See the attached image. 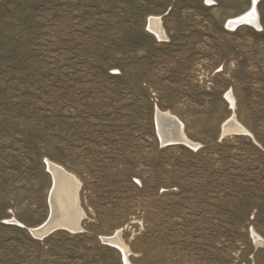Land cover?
<instances>
[{
    "label": "rangeland",
    "instance_id": "obj_1",
    "mask_svg": "<svg viewBox=\"0 0 264 264\" xmlns=\"http://www.w3.org/2000/svg\"><path fill=\"white\" fill-rule=\"evenodd\" d=\"M252 1L0 0V264H125L119 231L130 264H264V0L227 27ZM48 162L85 215L38 238Z\"/></svg>",
    "mask_w": 264,
    "mask_h": 264
},
{
    "label": "bare ground",
    "instance_id": "obj_2",
    "mask_svg": "<svg viewBox=\"0 0 264 264\" xmlns=\"http://www.w3.org/2000/svg\"><path fill=\"white\" fill-rule=\"evenodd\" d=\"M259 2L260 0H253L250 9L246 13L230 19L227 22V27L238 28L245 25L258 29L262 28L258 12ZM249 13H254V16L250 18ZM149 30L159 38H166L165 31L158 18L153 17L150 19ZM227 99L234 108L235 100L231 92L227 94ZM157 121L163 144H167V142H178L189 145V140L184 133V125L178 118L171 115L169 112L158 111ZM232 130L248 133V131L236 120L235 115L224 124L223 134H227V132H231ZM194 146L196 145L194 144L193 147ZM48 168L54 181L49 200L51 215L43 226L30 231L38 238H43L48 232L55 228H63L73 232L79 231L81 229L82 219L85 215L79 204L81 182L75 175L69 173L63 167L55 163L48 162ZM254 238L256 240L259 239L255 233ZM106 240L122 252L125 264H130L128 261L130 250L122 240L120 231L114 236L106 238Z\"/></svg>",
    "mask_w": 264,
    "mask_h": 264
},
{
    "label": "water",
    "instance_id": "obj_3",
    "mask_svg": "<svg viewBox=\"0 0 264 264\" xmlns=\"http://www.w3.org/2000/svg\"><path fill=\"white\" fill-rule=\"evenodd\" d=\"M224 134H226V133H224ZM178 144H182V143H178V142H172V143L171 142H167V144H165V145H178ZM59 229H63V228H55V229H52L50 232H48V234L46 236H48L49 234H51V233H53V232H55V231H57ZM46 236H44V237H46Z\"/></svg>",
    "mask_w": 264,
    "mask_h": 264
},
{
    "label": "snow or ice",
    "instance_id": "obj_4",
    "mask_svg": "<svg viewBox=\"0 0 264 264\" xmlns=\"http://www.w3.org/2000/svg\"><path fill=\"white\" fill-rule=\"evenodd\" d=\"M252 16H254V13H249V17L251 18Z\"/></svg>",
    "mask_w": 264,
    "mask_h": 264
},
{
    "label": "flooded vegetation",
    "instance_id": "obj_5",
    "mask_svg": "<svg viewBox=\"0 0 264 264\" xmlns=\"http://www.w3.org/2000/svg\"><path fill=\"white\" fill-rule=\"evenodd\" d=\"M244 26V25H243Z\"/></svg>",
    "mask_w": 264,
    "mask_h": 264
}]
</instances>
